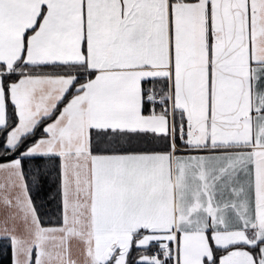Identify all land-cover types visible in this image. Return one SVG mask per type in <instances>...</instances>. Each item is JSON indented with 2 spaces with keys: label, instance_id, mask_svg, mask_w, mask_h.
<instances>
[{
  "label": "snow or ice",
  "instance_id": "snow-or-ice-1",
  "mask_svg": "<svg viewBox=\"0 0 264 264\" xmlns=\"http://www.w3.org/2000/svg\"><path fill=\"white\" fill-rule=\"evenodd\" d=\"M0 264H264V0H0Z\"/></svg>",
  "mask_w": 264,
  "mask_h": 264
}]
</instances>
